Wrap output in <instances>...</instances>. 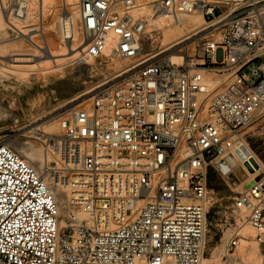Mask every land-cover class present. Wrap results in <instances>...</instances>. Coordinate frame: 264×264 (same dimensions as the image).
Here are the masks:
<instances>
[{
  "label": "built area",
  "instance_id": "2783aa9c",
  "mask_svg": "<svg viewBox=\"0 0 264 264\" xmlns=\"http://www.w3.org/2000/svg\"><path fill=\"white\" fill-rule=\"evenodd\" d=\"M43 6L0 0V46L20 39L46 44ZM74 6L79 56L132 63L61 105L59 133L35 136L49 186L0 139V264H248L237 254L239 230L220 255L208 254L207 214L219 207H207L205 198L209 171L224 174L218 157L253 156L244 131L264 122V0ZM191 13L207 24L195 53L180 64L142 53L159 17ZM68 15L61 0L64 27ZM23 57L0 49V86L8 73L23 70ZM240 162L244 172L262 175L230 190L232 203L223 211L245 212L258 250L251 264H264V166ZM224 222L232 225L227 216Z\"/></svg>",
  "mask_w": 264,
  "mask_h": 264
},
{
  "label": "rangeland",
  "instance_id": "374dc122",
  "mask_svg": "<svg viewBox=\"0 0 264 264\" xmlns=\"http://www.w3.org/2000/svg\"><path fill=\"white\" fill-rule=\"evenodd\" d=\"M43 1L44 18L49 29L47 34L50 36L48 42L54 48H57L58 54L53 58L55 62L51 60L47 63L43 57V52L30 46L25 40H22V44L12 41L10 45H7L8 49L4 47L6 51L12 50L13 53H16L15 49H19L17 50L19 53H35L38 59H34L35 56L23 54L24 57L28 58V60L24 61L23 70L8 73L3 85L0 86V139H3L5 143H9L18 151L22 145L28 147L29 151L27 154L24 153L25 156L29 158V152L33 154V157L30 159L32 166L34 165V168L40 173L41 177L47 181L49 177H46L40 171L41 163L45 161V153L40 141L35 136H38L41 132L59 133L58 118L60 113H63L66 109V107L62 109L61 105H64V103H67V100L75 98L80 93L89 91V89L102 82L117 69L127 67L132 63V60L115 58L110 55L96 60L79 56L83 43L79 38L74 3L71 5V10L74 11V19H76L77 38L70 42L71 46H73V51L68 53L66 44H63L61 41L56 21L57 16L61 14V0H56L55 2L54 0ZM198 15L199 13H191L188 15V19H193L194 16ZM188 19L180 23L176 19H173V21L169 20L167 26L163 24L161 27H158L157 31H152L145 39V42H143L142 53L150 52V55L147 56L148 59H164L169 63H174L173 60L176 59L182 62L184 57L195 53L199 43L205 40V36L202 35L206 30L175 44L178 40H181L186 35H191L195 31L189 26ZM202 25L205 27L204 22ZM173 40L174 42H172ZM61 42L62 46L58 47ZM170 44L175 45L171 46ZM4 48L0 46V49L3 51ZM12 48H15V52ZM233 155L235 156L233 168L231 166L232 170L234 169L233 172L227 171V174L222 175L213 174L216 178L213 180L219 192L214 188L213 190H208L206 193V206L210 207V205L215 203L219 209H210L207 214L205 243L208 254L214 249L220 255L222 245L227 236L233 230H239L240 244L237 254L246 263L251 264L258 261V250L257 243L254 240V231L247 221H245V212L238 211L236 214H229L223 211V207L232 203V199H228V196L232 195L230 190H241L242 184L251 180L254 175H257L256 177L261 176L262 173L259 170L252 175L246 172L240 175L239 172L244 167L235 154L230 156ZM227 157L228 155H225L218 157V159H227ZM42 158L44 159L42 160ZM222 167L224 169L223 165ZM225 216L229 218L232 224L230 227L224 222ZM233 220L235 223L232 222Z\"/></svg>",
  "mask_w": 264,
  "mask_h": 264
},
{
  "label": "bare ground",
  "instance_id": "6f19581e",
  "mask_svg": "<svg viewBox=\"0 0 264 264\" xmlns=\"http://www.w3.org/2000/svg\"><path fill=\"white\" fill-rule=\"evenodd\" d=\"M51 1V0H50ZM56 0H54V2H55ZM66 1V3H67V8H68V13H69V15H68V23L65 25V27H64V25H63V23L61 22V19H62V17L60 16V15H58L57 16V24H58V29H59V35H60V38H61V41L63 42V44L65 43L66 44V46H67V48L66 49H68V53H70L71 51H73V46H71V44H70V42H72V41H74V39H76L77 37V31H76V28H75V20L76 19H74L75 17H74V11H72L71 10V5H73V3H75L76 2V0H65ZM44 2V1H43ZM44 4V3H43ZM45 8H47V7H45ZM73 9V8H72ZM57 11V10H56ZM76 13V12H75ZM77 14V13H76ZM189 15V14H188ZM188 15H185V16H183V17H180V18H178L177 19V21L180 23V22H182V21H185V20H187L188 19ZM61 17V18H60ZM169 20H171V21H173V19L170 17V16H161V17H159V19H158V25L161 27V25H168V21ZM203 22H204V19H203V17L199 14L198 16H194V18L193 19H188V24H189V26L191 27V28H193V30H195V31H193L192 32V34L191 35H189V36H185L184 38H182L181 40H178V42H176L175 44H178V43H180V42H182V41H184L185 39H189V37H191L192 35H195V34H197V33H199V32H201V31H204V30H206V27H207V24H206V22H204V24H205V27L202 25L203 24ZM185 24H186V22H185ZM189 31V30H188ZM175 32V31H174ZM178 32V31H177ZM205 33H206V31H205ZM205 33L203 34V35H205ZM170 34V33H169ZM172 34V33H171ZM185 34V33H184ZM182 35V34H181ZM202 35V36H203ZM165 36V35H164ZM49 34H46V44H44V45H41L40 44V46L39 47H37V46H33L35 49H37L38 51H41V52H43V57L46 59V61H47V63L48 62H50L51 60H53L54 61V59L53 58H55V56L58 54V52H57V48H54V46H52V44H50L48 41H49ZM167 37V36H166ZM165 40V39H164ZM163 40V41H164ZM177 41V40H176ZM12 41H9L6 45H2L1 47L2 48H4V47H6V49H8L7 47V45L9 44L10 45V43H11ZM13 42H15V43H20V44H22V39H20V40H17V41H13ZM62 42L59 44V43H57V44H59V46L58 47H61L62 45ZM169 42V41H168ZM167 42V43H168ZM171 42V41H170ZM172 42H174V40L172 41ZM172 44V43H171ZM170 44V45H171ZM175 44H173V45H175ZM54 45V44H53ZM167 45H169V44H167ZM173 45H171V46H173ZM80 46V45H79ZM171 46H169V47H171ZM56 47V46H55ZM168 48V47H167ZM13 49V48H12ZM15 49V48H14ZM14 49H13V51H14ZM64 49V48H63ZM4 50H5V48H4ZM17 50H19V49H15V51L17 52ZM65 50V49H64ZM8 51H12V50H8ZM14 51V52H15ZM31 51H32V49H31ZM30 51V52H31ZM21 52V51H20ZM26 52V51H25ZM59 53H60V51H59ZM21 54H29L28 52L27 53H21ZM62 54V53H61ZM33 55H35V53L33 54ZM60 55V54H59ZM176 56V55H175ZM174 56V57H175ZM179 58H181V57H179ZM34 59H38V57L37 56H35V58ZM175 59H176V57H175ZM26 60H28V58H26V57H23L22 58V61H26ZM57 60V59H56ZM55 62V61H54ZM173 62L175 63V64H180L181 62H180V60L179 59H176V60H173ZM32 65V64H31ZM30 65V66H31ZM25 66H27V65H25ZM28 67V66H27ZM31 67H33V66H31ZM32 69V68H31ZM29 70V69H28ZM93 88H91V89H89V91H91ZM89 91H85V93H87V92H89ZM45 131V130H44ZM47 131V130H46ZM36 134V133H35ZM38 135V134H37ZM29 146V145H28ZM14 149V148H13ZM39 149V148H38ZM15 151H17V152H20L23 156H25V154L24 153H28V147H26V146H20V150L18 151V150H16V149H14ZM37 151H39V150H37ZM40 153V152H39ZM38 153V154H39ZM30 157L28 158V157H26L27 158V160H28V162L32 165V163L30 162V159H31V157H33V154L32 153H30L29 152V154H28ZM38 156V155H37ZM238 156V159L240 160V161H242V159L243 158H245V159H247L248 161H249V163H251V165L252 166H254L255 168H256V163H257V161L255 160V158H253V156H251V155H248V154H246V153H244V156H241V155H237ZM236 156V157H237ZM235 158V156L233 155V156H228L227 157V159H223V158H221V159H218L217 160V165L222 169L223 167H222V164H225L226 166H227V164L229 165V166H232L233 164H234V161H233V159ZM38 160V159H37ZM40 161V160H39ZM33 167H34V165H33ZM260 168L262 169V167L260 166ZM222 171H224L223 169H222ZM259 170L258 169H256V172H258ZM229 172V171H228ZM256 172H254V173H256ZM254 173H250L251 175L252 174H254ZM224 174H226V173H224ZM46 184L49 186L50 185V181L49 180H47L46 181ZM62 190H63V192H67V187H65V186H63L62 187Z\"/></svg>",
  "mask_w": 264,
  "mask_h": 264
},
{
  "label": "crops",
  "instance_id": "0c3cea01",
  "mask_svg": "<svg viewBox=\"0 0 264 264\" xmlns=\"http://www.w3.org/2000/svg\"><path fill=\"white\" fill-rule=\"evenodd\" d=\"M244 133H245L250 151L254 156L253 158H255V160L257 162H259L261 167H263L264 166V122L253 123L252 125H250L249 127H247L245 129ZM222 165L224 166L223 173L227 174L228 172L225 171L226 165L225 164H222ZM233 170H232V172H233ZM213 174L214 173L212 171H209L208 187L210 190H213L215 188L217 190V192H219L217 186L215 185V181L213 180V179H216L215 175H213ZM239 174L240 175L245 174L243 169L240 170ZM249 182H250V180L248 182H245V183H249ZM229 198H230V195L228 196V199Z\"/></svg>",
  "mask_w": 264,
  "mask_h": 264
},
{
  "label": "water",
  "instance_id": "95a60500",
  "mask_svg": "<svg viewBox=\"0 0 264 264\" xmlns=\"http://www.w3.org/2000/svg\"><path fill=\"white\" fill-rule=\"evenodd\" d=\"M227 170H228V167L226 166V167H225V171H227Z\"/></svg>",
  "mask_w": 264,
  "mask_h": 264
}]
</instances>
